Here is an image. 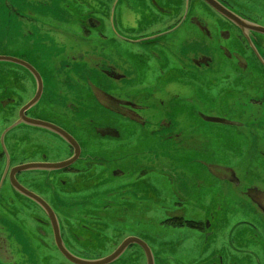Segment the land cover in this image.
<instances>
[{"label": "flooded vegetation", "instance_id": "flooded-vegetation-1", "mask_svg": "<svg viewBox=\"0 0 264 264\" xmlns=\"http://www.w3.org/2000/svg\"><path fill=\"white\" fill-rule=\"evenodd\" d=\"M120 3L147 9L143 32L120 33L126 14ZM26 9L37 19L31 33H0V56L9 59L0 61V215L15 222L30 214L35 224L23 226L22 243L35 244L36 254L28 247V256L11 264H73L56 246L51 219L76 257L104 258L135 237L160 264L161 247L151 249L141 233L112 226L137 213L136 228L142 197L152 196L142 188L148 174L164 180L174 210L195 212L197 219L168 221L196 230L186 231L202 238L199 248H209L228 225L226 247L210 256L221 261L224 250L264 259V60L258 51L264 34L252 27L258 22L239 9V26L203 0H39L37 13ZM201 9L214 18L213 33L199 20ZM187 21L200 33H176ZM99 185L105 187L92 189ZM93 192L116 193L123 204L66 213L78 195ZM98 233L97 246L92 235ZM131 263L147 264L135 243L109 264Z\"/></svg>", "mask_w": 264, "mask_h": 264}, {"label": "rangeland", "instance_id": "rangeland-1", "mask_svg": "<svg viewBox=\"0 0 264 264\" xmlns=\"http://www.w3.org/2000/svg\"><path fill=\"white\" fill-rule=\"evenodd\" d=\"M38 1L39 0H0V33H31L30 27H33V23L35 24L37 19L27 12L26 6H28L31 11L37 13L34 7L37 6ZM233 1H235L236 4H233L234 6L228 5L227 9L237 16L238 14L240 15V10L246 12L258 22L257 25L259 27L264 28V0ZM118 7L121 8V11L126 10L125 18L123 19L125 20V23L123 24L121 28L122 32L120 31V33H140L145 30L143 15H145V12H148L146 11L147 9L139 6L126 7L122 3H120ZM198 16L201 23L207 26L211 33H213L214 29H217L214 18L207 10L201 9ZM128 19H132L133 21L129 22L127 21ZM138 20L140 21L139 23ZM112 27L114 28V25H112ZM117 33L119 32L117 31ZM176 33H200V31L197 24L187 21V23H183L180 26ZM258 51L264 60V43L258 48ZM3 52L4 51L0 49V53ZM4 122V120H0V130L4 125ZM224 132L225 130H220L215 134L222 140L226 134ZM204 135L208 139L207 141H211L214 133L212 129H207ZM145 181L147 182L142 184V188H149L152 196L142 197L141 208L139 209L141 211V219L136 222V228L133 227V222L137 213H131L127 218L128 220H125L124 226H120L119 222L114 223L112 226L116 229L123 230V234L126 235L129 234V232H135L137 234L141 233L142 236L146 238V243L150 245L151 249L161 247L160 250L165 253V256L159 254L160 264H264V259L261 257L258 258V263H256L257 261H255L254 257L246 256L245 258L240 256H229L224 250H220L219 252L221 261H219L218 257L210 256V253L213 252L214 249H221L223 246L226 247V241L228 238V230L226 228L228 225H225L223 229L219 230L215 243L210 244L208 246L209 248H199L198 246L201 245L202 238H199L197 234L195 236L192 232L186 231L196 230L187 226L175 227L169 225L170 221H168L169 217L178 215L183 218L197 219L195 212L188 211L187 209L184 213L174 210V207L172 206L174 198L170 196V191H168L164 180L161 179L159 175L148 174L145 177ZM103 187H105V185H99L97 187L93 186L92 189L97 191V189ZM75 199H79L78 202L70 205V212H66L75 217L85 213L83 209L84 206L85 208H113L122 205V201L124 200L122 196L118 197L117 194L113 192L82 194L78 195ZM59 201L63 211L66 205V200L60 198ZM235 213L236 212H234L233 215H236ZM26 216L22 217L21 220L18 219V221L14 222L10 219H5L4 216L0 215V264H11L13 261L16 262L26 258L29 254L28 247H31L32 254H36L34 250L35 244H31L29 241L27 246H24L22 243L23 240L27 241V236L23 234V226L28 225L32 229L35 228L34 221L29 217L30 214L29 216ZM231 217L232 215H230V218ZM244 217H246L245 214ZM105 218L106 217L102 219L104 222ZM115 220L119 221V219ZM221 223H224V220H221ZM101 238L102 237L99 233L98 235H92V239L97 246L100 245ZM26 247V254L22 256L20 252L22 250L25 252ZM10 248L12 251H10ZM201 251H204L205 253H201ZM38 253L41 254V256L45 254L41 249L40 251L38 250ZM48 263L53 262L49 261ZM155 264H158L157 256L155 257Z\"/></svg>", "mask_w": 264, "mask_h": 264}, {"label": "water", "instance_id": "water-1", "mask_svg": "<svg viewBox=\"0 0 264 264\" xmlns=\"http://www.w3.org/2000/svg\"><path fill=\"white\" fill-rule=\"evenodd\" d=\"M203 1L205 3H207L211 8H213L216 12H218L219 14L223 15L227 19L231 20L232 22H234L235 24L240 26L239 23H240L241 19H240L239 15L237 16L236 14L231 12L229 9H227L225 6H223L217 0H203ZM252 27L255 31L264 34V28L263 27H259L258 25H255V24H253ZM4 60H9V59L6 57L0 56V61H4ZM31 71H33V70L31 69ZM33 123H35V122L33 121ZM37 123L42 125V126H45V127H50V125L42 123V122L37 121ZM61 135L63 137H65L68 140V142L73 141L68 135L62 134V133H61ZM66 163H68V161L65 163H61L57 166H64ZM13 186L20 193L25 194V195L29 196L30 198L35 199L38 203H40V200L36 196L30 194L27 190H25L23 187H21L17 182H14ZM51 223H52L53 228H54V230H53L54 231V238H55V243H56L58 250L68 261H70L73 264H109L116 258V256L120 252L123 251V249L127 245L134 244V243L139 245L143 249V251L146 255L147 264H153L152 259H151V253H150V250H149L147 244H145L142 240L135 238V237H129V238L125 239L113 253H111L110 255H108L104 258L97 259V260H84V259H81L79 257H76L75 255L71 254L70 252H68L63 247L59 233H58V228H57L56 222H54V220L51 219Z\"/></svg>", "mask_w": 264, "mask_h": 264}]
</instances>
